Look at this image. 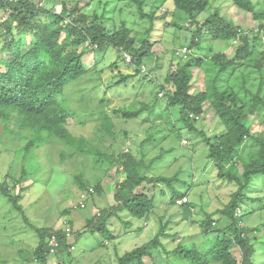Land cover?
<instances>
[{"label": "rangeland", "instance_id": "obj_1", "mask_svg": "<svg viewBox=\"0 0 264 264\" xmlns=\"http://www.w3.org/2000/svg\"><path fill=\"white\" fill-rule=\"evenodd\" d=\"M65 1L75 3L76 0H42L40 5H46L59 14ZM253 2L255 14L237 9L231 0H213L206 11L192 19L178 11L172 0L163 4L159 0H147L144 11L156 14L157 19L153 24L140 17L131 0L82 2L81 5L85 6L83 12L100 16L108 29L120 27L123 23L132 30V36L137 38L138 44L149 38L153 48L140 69H137L128 61L129 56L124 54L123 59L115 48L98 52L93 46L86 45L88 52L83 58L85 75L68 84L58 100L64 108L69 132L87 141L89 151L85 153L73 149L55 136L48 137L46 143L37 144L39 147L33 148L31 154L26 153L25 148L33 139L34 132L19 129L14 122L6 127L0 123V185L7 188L15 186V195L21 194L19 205L23 206L25 213L23 215L16 211L0 193V264H40L34 263V250L40 239L35 228L60 229L64 221L68 220L75 224L76 234L75 238L71 237V244L76 241L71 264H118L119 256L151 241L163 224H168L169 235L163 239L168 251L176 249L179 244L204 253L208 251L216 234L202 233L200 223L206 216L212 215L218 220V228H222L225 220L215 212L230 201L237 186L217 177L214 163L208 157L209 148L202 142L203 136L183 129L181 123L173 125L172 120L178 118L179 109H173L171 115L164 94L159 97L158 92L166 77L173 73L179 63L189 59L191 54L207 62L193 69L195 90H205L215 77L207 70L211 68L209 62L213 55L222 52L232 57L239 42L214 40L205 31L200 48H193L192 39L196 28L220 11L232 25L241 27L244 33H251L253 39V31L264 24V20L256 21L254 18V15L264 13V0ZM1 15L4 14L0 12ZM2 44L0 41V49ZM253 68L244 67L234 72L230 84L237 90L247 86L255 93L264 76ZM136 71L133 80L117 85L122 76L136 74ZM261 95L264 97V82ZM143 104L149 106L139 119L127 120L111 114L116 108L133 111ZM210 110L208 107L207 111ZM106 114L113 122L112 134L103 125ZM250 121L254 123V132H264V126L255 116L250 117ZM197 126L209 136L225 129L219 120L204 117L197 121ZM151 135L153 141L149 142L147 137ZM128 151L138 159L144 158L148 165L159 157L152 163L148 173L154 177L176 176L174 187L161 183L155 188L156 207L148 219L137 220L127 212H122L119 217H113L108 222L109 232H86L79 237L76 232L85 229L87 219L117 205L115 190L126 175L122 171V164L115 159ZM251 153L252 150L246 148L243 156L248 157ZM22 176L26 178L18 187L16 184ZM77 176H81L92 187L101 184L103 189L99 194L95 192L94 195H87L85 209L77 207L81 196L86 194L80 190ZM172 191L189 193L194 215L185 218L180 205L170 204ZM68 208H72L71 215L66 216L63 212ZM241 208V226L254 229L264 225V175L252 178ZM125 221L130 222V225H125ZM255 250L254 264H264V232L255 240ZM233 252L240 257L239 249L235 248ZM153 253L156 259L147 257L146 264H189L188 261L165 254L163 249ZM64 258L68 257L65 255ZM58 262V257L50 256L48 263Z\"/></svg>", "mask_w": 264, "mask_h": 264}, {"label": "trees", "instance_id": "obj_2", "mask_svg": "<svg viewBox=\"0 0 264 264\" xmlns=\"http://www.w3.org/2000/svg\"><path fill=\"white\" fill-rule=\"evenodd\" d=\"M84 1H65L62 3V12L58 14L35 0H0V12L5 15L0 17V41L3 42L0 49V67H3L0 69V123L6 127L14 122L19 129L34 132L33 139L25 148L26 153L31 154L33 148L39 147L37 144L46 143L48 137L52 136L75 150L84 153L89 151L85 138H76L67 129L64 108L58 103L68 84L86 73L83 62L88 52L86 45L93 46L98 52L115 48L120 51L123 59L124 54H128L137 69H140L153 48L149 38L138 44L137 38L132 36V30L123 23L111 30L105 26L100 16L85 14V6L81 5ZM146 1L131 0L132 4L136 5L140 17L150 20L153 24L157 19L156 14L144 11ZM159 1L163 4L169 0ZM172 1L178 11L195 19L206 11L213 0ZM231 1L241 11L252 14L256 12L253 0ZM86 4L89 3L86 1ZM254 18L256 21H262L264 13L256 14ZM205 31H208L214 40L238 41L235 55L230 57L222 52L214 54L209 62L211 68L207 70L215 77L205 90L197 92L193 69L207 62L204 58L191 54L189 59L179 63L173 73L166 77L158 96L164 94L167 110L171 111V115L173 109H179L178 118L172 120L174 126L181 123L183 129L197 132L204 137L202 142L209 148L208 157L214 163L217 177L237 186V190L230 196V201L224 208L215 212L225 220V224L218 228V220L212 215L201 221L202 233L216 234L205 253L195 248H185L182 244L168 251L163 243V239L169 235L168 224H163L151 241L119 256L118 264H146L147 257L156 259L153 252L159 249H163L167 255L188 261L189 264H254L255 240L264 232V225L254 229L241 226L240 217H237L236 212L241 208L252 178L264 175V132H254V123L250 121V117L255 116L264 126V97L261 95L264 78L255 93L247 86L237 90L229 80L234 72L244 67H254L255 71L264 76V49H261L264 47V24H260L253 31L255 37L252 39L251 33H244L241 27L232 25L217 11L196 28L192 39L193 48H200ZM29 37L32 38L31 41L28 40ZM136 75L137 71L136 74L122 76L117 85L133 80ZM246 96L250 98L247 99ZM148 106L149 104H143L141 108L133 111L116 108L111 114L113 117L127 120L139 119ZM208 107L210 112L207 111ZM194 116L199 117V120L203 117L217 119L225 129L213 136L206 135L204 130L198 128V120ZM104 118L105 130L112 134V119L108 114ZM152 138L153 135L148 136L147 141L152 142ZM246 148L252 150L248 157L243 156ZM158 158L148 165L144 158L138 159L130 151L120 154L115 160L122 164V171L126 176L115 190L117 205L103 209L95 217L87 219L85 229L78 230L77 235L81 237L80 235L86 232H109L108 222L113 217H119L122 212H127L137 220L148 219L156 207L155 188L161 183L173 188L177 181L176 176L167 178L149 175L152 163ZM24 173L27 174L26 169ZM24 178L26 176H22L16 186L19 187ZM77 183L85 195H94L95 192L99 194L103 190L101 184L92 187L81 176H77ZM14 191L15 186L7 188L0 185L1 195L7 198L16 211L24 215L23 206L19 205L21 194L15 195ZM83 196L84 194L81 200ZM188 196L189 193L172 191L169 200L171 205L178 206L179 200L187 198V202L180 205L185 218L194 215V205L192 201L189 202ZM71 209L64 210L63 214L71 215ZM125 225H130V222L125 221ZM74 227L75 224L68 220L64 221L60 229L35 228L40 239L34 250V263L49 264L50 256L58 257V264L73 263L71 248L76 241L71 244V237L76 236ZM53 236L58 244L56 247L50 245ZM235 248L239 249L240 257L233 252ZM52 250L55 252L52 253ZM65 255L68 258H64Z\"/></svg>", "mask_w": 264, "mask_h": 264}, {"label": "built area", "instance_id": "obj_3", "mask_svg": "<svg viewBox=\"0 0 264 264\" xmlns=\"http://www.w3.org/2000/svg\"><path fill=\"white\" fill-rule=\"evenodd\" d=\"M129 55H127L126 54V57H128ZM128 61H130L131 62V57L129 56V59H128ZM160 95H163V94H160ZM198 120H199V117H196ZM91 191H93V190H91ZM87 195H85L84 194V196H83V199H85V200H80L79 201V206H80V208L81 209H85L86 208V198L88 197H86ZM187 202V198H184V199H182V200H179L178 202H177V204L178 205H183L184 203H186ZM78 207V206H77ZM242 211H241V209H238V211L236 212V215H237V217H241L242 216V213H241ZM50 245L51 246H53V247H56L58 244H57V242H56V238L53 236L52 237V239H51V243H50ZM75 249V246H73L72 248H71V250H74ZM53 252H55V250H52V253Z\"/></svg>", "mask_w": 264, "mask_h": 264}, {"label": "clouds", "instance_id": "obj_4", "mask_svg": "<svg viewBox=\"0 0 264 264\" xmlns=\"http://www.w3.org/2000/svg\"><path fill=\"white\" fill-rule=\"evenodd\" d=\"M128 55V54H127ZM239 209H242V208H239ZM242 211V210H241ZM243 212V211H242Z\"/></svg>", "mask_w": 264, "mask_h": 264}, {"label": "crops", "instance_id": "obj_5", "mask_svg": "<svg viewBox=\"0 0 264 264\" xmlns=\"http://www.w3.org/2000/svg\"><path fill=\"white\" fill-rule=\"evenodd\" d=\"M188 198H189V196H188Z\"/></svg>", "mask_w": 264, "mask_h": 264}]
</instances>
